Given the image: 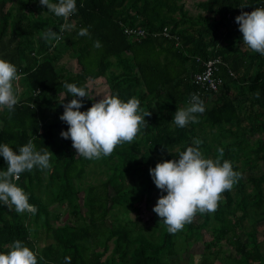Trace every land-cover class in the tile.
Instances as JSON below:
<instances>
[{"label":"trees","instance_id":"obj_1","mask_svg":"<svg viewBox=\"0 0 264 264\" xmlns=\"http://www.w3.org/2000/svg\"><path fill=\"white\" fill-rule=\"evenodd\" d=\"M182 1L76 0L77 11L68 20L75 25L73 30L65 31L59 41H46L43 32L51 28L59 33L65 23L62 17L39 0H0V59L17 68L23 87L13 112L0 109V144L18 154L32 140L36 150L53 153L50 168L34 167L14 181L37 208L35 215L18 214L14 207L0 204V253L7 254L20 240L37 254L38 264H66L65 257H70V264H173L169 260L178 238L189 242L206 228L211 239L203 244L210 254H219L227 242L234 251L226 257L228 264H264L256 237V227L264 223V174H253L264 163V55L245 47L236 23L242 12L264 7V0ZM188 1L202 14L190 15L185 9ZM81 28H88L90 36H78ZM126 28L146 34L131 39L124 34ZM165 28L170 37L163 36ZM97 40L100 48L94 47ZM63 52L77 64L76 72L55 64ZM214 57L234 77L221 67L217 76L223 83L218 90L198 93L205 107L197 114L198 122L177 127L175 112L189 106L188 99L198 92L191 81L201 69L197 59ZM104 77L107 95L124 102L135 97L151 114L145 117L148 127H142L134 141L117 146L109 157L87 160L77 156L70 139L61 137L68 125L60 116L64 104L74 98L63 85L85 88L88 98L81 100L80 111H86L96 102L89 83ZM195 139L203 141L200 150L205 158L215 160L223 148V159L232 163L241 179L222 194L215 213H197L192 223L170 234L153 212L151 234H145L141 205L166 195L156 188L149 169L178 159ZM96 161L104 178L94 186L84 183L83 177ZM6 168L0 156V171ZM243 173L249 174L246 181ZM65 203L71 207L72 227L57 225L60 213L50 211ZM119 212L135 217L120 221ZM35 225L52 243L38 248L31 229Z\"/></svg>","mask_w":264,"mask_h":264},{"label":"clouds","instance_id":"obj_2","mask_svg":"<svg viewBox=\"0 0 264 264\" xmlns=\"http://www.w3.org/2000/svg\"><path fill=\"white\" fill-rule=\"evenodd\" d=\"M39 2L65 21L60 26L59 33L51 28L43 32L46 41H58L60 34L73 30L75 25L68 23V20L77 11L76 0ZM236 23L242 33L243 44L251 51L264 55V7L256 8L250 13L242 12L236 17ZM78 36H90L89 29L81 28ZM101 46L98 40L95 41V48ZM20 78L12 63L0 59V109L6 108L9 113L14 111L18 103L14 82ZM63 87L74 98L64 104L60 120L68 125V130L62 131L61 137L72 141L77 156L87 160L109 157L117 146L131 143L142 127H148L145 117L151 113L143 111L140 100L135 97L124 102L117 95H106L86 111H80L83 107L81 100L88 98L85 88L70 83H65ZM255 95L259 98L258 92ZM204 111L203 100L198 94H193L189 106L177 109L173 122L177 127L184 128L189 123H197V114ZM202 143L200 139H195L194 146L180 152L178 159L157 163L155 168L149 169L156 188L166 193L158 199L153 212L161 218L170 234L183 230L186 224L192 223L197 213H215L222 194L230 191L241 179V174L233 170L232 163L223 159V148L217 150L219 155L213 160L204 157L200 150ZM52 155L47 148L36 150L32 140L21 146L18 154L8 144H0V156L7 164L6 170L0 171V204L6 205L9 210L14 207L18 214L28 212L35 215L37 208L29 203L28 194L14 181L34 167L42 170L50 168ZM65 261L70 264V257H65ZM0 264H38L37 254L20 240H16L7 254L0 253Z\"/></svg>","mask_w":264,"mask_h":264},{"label":"rangeland","instance_id":"obj_3","mask_svg":"<svg viewBox=\"0 0 264 264\" xmlns=\"http://www.w3.org/2000/svg\"><path fill=\"white\" fill-rule=\"evenodd\" d=\"M185 9L190 15H197L198 13L202 14L200 10H197L196 8H194L193 2L191 1H188V4L187 3L185 4ZM55 64L58 67L63 66L65 69H67L71 73L76 72L78 70L77 64L75 63L73 58H70L68 52H63V54L61 55V58ZM64 75L65 74L63 73L62 76ZM89 88L92 90L93 98L95 99L96 102H99L108 93V87L106 84L105 77L98 78L94 82L89 83ZM14 92L16 96H19V95L21 96L23 94V87L20 85V79L14 82ZM257 137L258 136L255 135L253 138L255 139ZM261 137H264V136L261 135ZM208 138H210V135H208ZM229 140L230 138L226 139V141H229ZM208 143H211L210 139H208ZM101 169H102V166H100V163L97 161L95 163L88 165V167L86 168V174L83 177V182L87 184L90 183L91 185H94V186L100 185L102 179L104 178V175L102 174ZM260 173L264 174V163H261V162L258 164L257 168L253 171L254 175H259ZM248 175H249L248 173H243L242 175L243 181H246V178L248 177ZM157 201H158L157 197L154 196L153 203H150L149 206L142 204L140 207L139 217L142 223H146L145 226L147 227V229L145 230L146 232L145 234H151L153 226H152V223L150 222L151 220L150 215L153 213V208L155 207V204L157 203ZM50 211L53 214L60 213L59 222H55L57 223V225L68 224L69 227H72V221L74 220V218H73V215L71 214L70 205H67V203H65L64 206L60 207L55 204L50 207ZM119 214L121 217L120 221H131L135 217L132 213L119 212ZM247 216L249 217V214ZM28 221L29 220H27L26 222L27 224H28ZM110 222H111V219H108L106 224L110 225L111 224ZM31 224H29L28 226H30ZM31 229H35L36 243H37L38 248L46 246L48 243H52L51 238L45 237L44 231L40 225L32 226ZM256 231H257V236H256L257 241L260 243V247H262L263 252H264V223L258 224V226L256 227ZM31 234H34V232H31ZM200 236L197 239L196 238L191 239L189 242H182L181 238H178L177 244L175 246L174 256L171 257L169 262L173 264L174 263L175 264H224V261L227 260L226 257L228 255L230 256L234 255L232 246L228 245L227 242H224L222 244L221 246L222 250L219 254H210L207 250H205L204 244H203L211 239L209 230L206 228L202 229ZM243 237L247 238V235L244 234ZM104 257L102 258V260L104 259ZM228 263L230 262H228L227 260V264Z\"/></svg>","mask_w":264,"mask_h":264},{"label":"built area","instance_id":"obj_4","mask_svg":"<svg viewBox=\"0 0 264 264\" xmlns=\"http://www.w3.org/2000/svg\"><path fill=\"white\" fill-rule=\"evenodd\" d=\"M64 32L61 35V38L63 36ZM124 34L126 36H128L131 39H137L140 37H143L146 32L143 29H135V28H126L124 30ZM163 36L165 37H170V35L167 33L166 28L163 31ZM60 38V39H61ZM59 39V40H60ZM58 40V41H59ZM176 45H178V43H176ZM197 62L201 63V69L199 72H195L192 74L191 76V81L192 83L197 87L198 92L196 94L200 92H216L218 90V88L222 85L223 80L222 78L218 77L217 75L220 73L221 71V67L226 66L219 58H211L208 60H200L197 59ZM226 73L229 77H234L233 72L231 71V69H229L226 66ZM22 78V75L19 74ZM20 78V79H21ZM191 97L188 99L187 103L189 104Z\"/></svg>","mask_w":264,"mask_h":264}]
</instances>
